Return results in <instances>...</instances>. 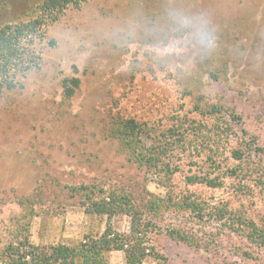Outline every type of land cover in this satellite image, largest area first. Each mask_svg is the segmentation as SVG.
Here are the masks:
<instances>
[{"label": "rangeland", "instance_id": "rangeland-1", "mask_svg": "<svg viewBox=\"0 0 264 264\" xmlns=\"http://www.w3.org/2000/svg\"><path fill=\"white\" fill-rule=\"evenodd\" d=\"M43 2L0 0V29L37 18ZM177 9L206 16L212 48L175 47ZM41 32L29 43L38 67L0 91V255L26 240L130 234L136 214L88 212L75 192L87 187L95 199L129 193L140 210L146 191L157 198L165 211L143 228L144 264H257L242 223L264 227V0H88ZM66 78L80 81L72 98ZM118 131L163 166L136 163ZM105 260L127 264L124 251Z\"/></svg>", "mask_w": 264, "mask_h": 264}, {"label": "trees", "instance_id": "trees-1", "mask_svg": "<svg viewBox=\"0 0 264 264\" xmlns=\"http://www.w3.org/2000/svg\"><path fill=\"white\" fill-rule=\"evenodd\" d=\"M86 2L88 0H44L37 18L26 23L6 25L0 29V91L17 88L16 82L25 78L29 72L38 67L35 52L30 49L29 43L42 34L41 30L47 22L54 23L58 21L67 9L70 7H81ZM79 85L80 81L78 79H64L62 87L65 97L72 98ZM116 135L119 138L122 149L127 150L136 163L146 165L150 170L163 166L159 164L161 160L159 159L160 154L142 153L140 148L137 150L131 140L118 137L123 135V133L118 131ZM163 148L162 152L167 154L166 147L163 146ZM234 156L236 160H243V156L239 152L234 153ZM165 167L168 168V165H165ZM232 173L236 175L237 171ZM202 181V183L207 185H216L213 183V179ZM90 189L87 187L75 189L76 194H87L85 199L87 200L86 207L88 212L95 215H106L109 218L123 213L134 212L136 214V223L130 234H119L111 227H108L99 239L87 238L80 245L74 247L64 244L39 247L26 240L24 244L22 242L17 248L12 247L16 256L3 252L0 255V260H7L8 264H106L105 253L124 251L127 264H144L148 254L143 237L146 231L144 233L143 228L147 229L151 224L150 221L155 220L156 211L162 213L165 209L160 207L157 198H152L147 191L145 193L149 199L142 200L141 207L143 209L140 210L136 207L129 193H118L119 195L114 194L95 199L92 195H95L97 188ZM146 212L150 213L152 217H144L143 215ZM145 221H148V223H143ZM242 224L246 229L244 232L245 238L253 247L259 250L260 255L253 256L254 261L257 264H264V227L260 228L253 222H244ZM169 233L170 237L178 243L191 245L196 244L198 241L185 231L174 229ZM248 255L252 258L251 254Z\"/></svg>", "mask_w": 264, "mask_h": 264}, {"label": "clouds", "instance_id": "clouds-1", "mask_svg": "<svg viewBox=\"0 0 264 264\" xmlns=\"http://www.w3.org/2000/svg\"><path fill=\"white\" fill-rule=\"evenodd\" d=\"M168 26L173 33L180 34V39L175 47H185L194 43L202 49H210L214 46V36L210 28V21L204 14L190 15L181 10L168 12ZM184 35L188 40L185 42Z\"/></svg>", "mask_w": 264, "mask_h": 264}]
</instances>
